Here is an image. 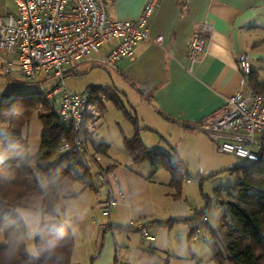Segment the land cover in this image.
Returning <instances> with one entry per match:
<instances>
[{
    "label": "rangeland",
    "instance_id": "1",
    "mask_svg": "<svg viewBox=\"0 0 264 264\" xmlns=\"http://www.w3.org/2000/svg\"><path fill=\"white\" fill-rule=\"evenodd\" d=\"M87 62L81 60L66 65L64 82L74 92L87 91L98 85L107 93L104 100L106 113L100 121L94 122L96 131L87 137V153L94 160H97L95 154L99 155L109 167L111 185L121 187L127 202L113 207L111 217L102 214L97 191L105 198L108 187L100 184L97 177L100 168L94 161L92 174L97 189L83 190L82 184L77 183L75 189L80 194L75 197L62 195L55 216L42 213L41 198H26L27 207L18 208L16 214L27 224V250L32 260H39L35 239L41 227L63 226L75 240L71 264H218L213 260L212 230L218 231L224 220H231L230 210L223 204L229 197L222 189L238 180V176L227 169L246 161L218 152L216 144L215 154L203 156L200 149L187 150V153V142L183 140L184 158L176 146L172 147L188 165L191 176L182 181L179 190L176 189L171 185L169 170L164 167L154 169L148 162L137 163L130 156L125 139L134 136L135 124L112 101L109 71ZM1 74H6L5 70ZM3 76L0 77V99L6 102L16 98L15 108H28L30 100L24 97L39 91L45 93L59 80L53 72L49 75L43 72L34 80L19 74ZM128 111L133 118L136 116L131 108ZM42 128L38 111L23 126L22 142L28 144L32 155L39 151ZM103 142L109 146L106 154L97 151V146ZM172 147L163 143L164 152H172ZM62 157L64 154H55L50 163H56ZM35 175L45 189L44 178L37 171ZM132 221L144 223L155 241L147 240L140 229L132 227ZM195 227L201 228L199 235L196 231L191 233ZM218 241L224 244L222 238Z\"/></svg>",
    "mask_w": 264,
    "mask_h": 264
},
{
    "label": "crops",
    "instance_id": "2",
    "mask_svg": "<svg viewBox=\"0 0 264 264\" xmlns=\"http://www.w3.org/2000/svg\"><path fill=\"white\" fill-rule=\"evenodd\" d=\"M105 2L112 19L132 21L139 18L147 0ZM12 11V0H0V15ZM202 24L211 27L208 49L193 61L189 42ZM150 37L138 43L134 56L120 61L114 70L102 62L117 39L83 60L109 71L112 101L120 110L117 101L135 112L147 146L162 151L163 143L176 146L184 158V140L187 153L200 149L203 156L215 154V141L200 125L215 118L236 92L251 87L250 76L240 72L239 54H250L253 73L264 83V0H159L150 20ZM158 37H162L159 42ZM5 66L0 57V77L21 75L1 74ZM90 90L99 106L100 121L106 113L107 93L98 85ZM93 127L92 134L94 123ZM0 233V246L7 245Z\"/></svg>",
    "mask_w": 264,
    "mask_h": 264
},
{
    "label": "trees",
    "instance_id": "3",
    "mask_svg": "<svg viewBox=\"0 0 264 264\" xmlns=\"http://www.w3.org/2000/svg\"><path fill=\"white\" fill-rule=\"evenodd\" d=\"M249 84L257 93L264 94V83H260L253 72ZM45 93L39 91L24 97L30 100L28 108H15L16 98H9L10 101L6 102L0 99V231L8 241L7 245L0 246V264H71L75 240L63 226L41 227L35 239L39 260L33 261L27 250L28 227L17 216L16 210L27 207L26 198L38 197L41 198L42 213L55 216L62 195L75 197L80 194L75 189L77 183L82 184L83 190L97 189L92 174L96 160L88 156V150L75 147L79 136L73 124L61 119L57 103L47 100ZM92 102L97 104L94 97ZM117 104L135 124L134 137L125 139L130 156L137 163L148 162L154 169L164 167L169 170L171 185L179 190L182 181L191 174L176 148L172 147V152L148 148L140 136L137 116L133 118L118 101ZM35 111H38L43 128L39 151L32 155L28 144L22 142V130ZM64 142L74 148L58 162L50 163ZM108 149L106 143L97 146L101 154H106ZM35 171L44 178L45 189ZM228 171L235 173L238 180L222 189L229 197L223 204L229 208L231 220H224L218 231L212 230L213 260L218 264H264L263 154L257 161L246 162ZM221 238L223 245L218 241Z\"/></svg>",
    "mask_w": 264,
    "mask_h": 264
},
{
    "label": "built area",
    "instance_id": "4",
    "mask_svg": "<svg viewBox=\"0 0 264 264\" xmlns=\"http://www.w3.org/2000/svg\"><path fill=\"white\" fill-rule=\"evenodd\" d=\"M158 2L147 0L139 18L125 21L110 17L105 0H12L14 11L0 15V57L6 65L5 73L17 72L34 80L43 72L48 75L53 72L58 83L44 97L57 103L64 122L73 124L79 136L75 147L87 151V136L94 132L93 123L100 118L99 106L92 102L91 90L74 92L66 86L65 66L91 57L112 39L118 43L102 62L107 69L114 70L120 61L132 58L138 43L151 40L150 20ZM210 31V26L202 24L192 37L191 60L197 61L206 53ZM161 40L162 37L157 38L158 42ZM238 64L245 77L252 74L248 52L239 54ZM200 126L215 141L218 152L246 162L257 161L264 151V94L252 87L246 92L238 91L215 118ZM73 148L64 142L56 154H65ZM95 157L100 168L99 182L108 187L105 198L97 191L99 204L102 214L110 217L112 208L125 204L127 199L118 184L111 185L109 167L99 155ZM131 226L140 229L147 240L155 241L144 223L132 221ZM195 231L199 235L201 228L196 227Z\"/></svg>",
    "mask_w": 264,
    "mask_h": 264
}]
</instances>
